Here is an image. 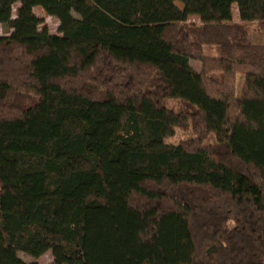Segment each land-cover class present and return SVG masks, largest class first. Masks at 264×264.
Instances as JSON below:
<instances>
[{"label": "trees", "instance_id": "16d2710c", "mask_svg": "<svg viewBox=\"0 0 264 264\" xmlns=\"http://www.w3.org/2000/svg\"><path fill=\"white\" fill-rule=\"evenodd\" d=\"M0 24V264H264V0H0Z\"/></svg>", "mask_w": 264, "mask_h": 264}, {"label": "rangeland", "instance_id": "374dc122", "mask_svg": "<svg viewBox=\"0 0 264 264\" xmlns=\"http://www.w3.org/2000/svg\"><path fill=\"white\" fill-rule=\"evenodd\" d=\"M178 4L180 3L178 2ZM16 7L17 5L13 6V17L15 16ZM231 11L233 15V20L238 22L236 5H232ZM34 13L42 21L41 24L37 27L38 32H42V30L46 28L49 33L58 34L59 23L56 18L48 16L40 7H35ZM189 21L198 22V18L196 16H192L190 17ZM9 33H10V29L5 25L0 24V36H5V35H8ZM253 37H257V36L253 35ZM190 64L192 65L194 69L196 70L199 69L200 65L197 61H191ZM242 81H243V76L239 75L237 78V91H239ZM193 137H194V133L191 128H184V129L177 128L172 136L166 137L164 139V142L170 143V144H176L180 141L189 140ZM18 256L22 259V261L25 264H30L32 262H37L38 264H51L52 263V256L49 252L43 254L37 259H34L22 252H19Z\"/></svg>", "mask_w": 264, "mask_h": 264}]
</instances>
